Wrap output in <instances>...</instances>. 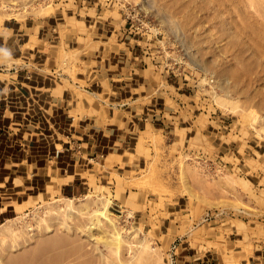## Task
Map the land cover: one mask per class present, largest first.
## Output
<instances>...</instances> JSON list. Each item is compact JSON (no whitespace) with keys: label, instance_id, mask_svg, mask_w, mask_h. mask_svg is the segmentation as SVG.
Wrapping results in <instances>:
<instances>
[{"label":"rangeland","instance_id":"374dc122","mask_svg":"<svg viewBox=\"0 0 264 264\" xmlns=\"http://www.w3.org/2000/svg\"><path fill=\"white\" fill-rule=\"evenodd\" d=\"M3 1L13 0H0V9ZM15 1H20L16 13L23 11L19 18L39 16L49 4L52 13L66 10L74 2ZM101 1L95 5L97 15L90 11L92 20L111 22L128 41L136 40L149 71L164 75L174 93L188 95L182 108L164 116L166 123L178 121L183 105H190L183 125L193 122L195 129L186 141L185 129L145 132L146 163L121 179L116 196L111 188L97 187L78 197L48 192L19 205L8 222H0V228L11 225L7 232L0 229V264H172L175 236L166 229L160 235L155 228L168 203L179 198L188 207L173 223L189 228L191 236L212 237L215 226L235 224L246 238L261 241L264 0ZM222 100L235 103L238 113L226 111ZM70 200V213L58 210ZM108 200L121 233L118 245L104 218L98 226L91 224L92 212ZM140 208L149 225L134 213Z\"/></svg>","mask_w":264,"mask_h":264},{"label":"crops","instance_id":"0c3cea01","mask_svg":"<svg viewBox=\"0 0 264 264\" xmlns=\"http://www.w3.org/2000/svg\"><path fill=\"white\" fill-rule=\"evenodd\" d=\"M95 5L103 2L74 0L66 10L4 18L0 26V222L48 192L78 197L106 187L116 196L121 179L146 163L145 132L185 129L186 141L195 129L183 125L190 105L166 123L188 95L149 71L136 40L92 20ZM187 207L181 198L168 203L155 228L175 236L172 264H264V237L246 238L235 224L191 236L173 223ZM135 212L149 225L143 209Z\"/></svg>","mask_w":264,"mask_h":264},{"label":"bare ground","instance_id":"6f19581e","mask_svg":"<svg viewBox=\"0 0 264 264\" xmlns=\"http://www.w3.org/2000/svg\"><path fill=\"white\" fill-rule=\"evenodd\" d=\"M37 1V0H36ZM20 1H15L13 0L12 2H4L3 1V5L1 6V9H0V26L4 20V18H9V17H13V16H23V11L22 12H19V13H16V10H17V6L19 5ZM26 2V1H24ZM22 3H23V0H22ZM47 5V4H45ZM44 5V6H45ZM23 6V5H22ZM27 6V5H26ZM43 6V5H42ZM43 6V7H44ZM50 4L45 6V8H41L43 10H41V13L39 16H46V15H50L52 13L51 9H50ZM24 9V8H23ZM53 9V7H52ZM20 10V9H19ZM55 12V11H54ZM221 104L222 106L224 107V109L228 112H232V113H238V109H237V105L235 103H228V102H225V101H221ZM71 200L69 201L68 204H64V208L59 206V209L58 210H64L66 212H71L73 210V206L70 204ZM105 203V202H104ZM103 205V204H102ZM108 205H109V200L108 202L106 201V203L103 205V207H99V209L97 208L95 211L92 212V216H94L91 220V224L93 226H98L101 224V222L103 221V218H104V221L106 223V225L109 227H111L113 229L112 231V236H115V242H116V239L119 241V243H121V233L119 231V229H117V224H116V220L115 218L112 216V212L108 209ZM132 215V212L129 211L128 214H127V217H131ZM9 220H7L8 222ZM10 226L11 225H6L4 224L3 226H1L2 230L4 232H7L8 230H10ZM93 226H90V228L92 229ZM0 228V229H1ZM114 238V237H113ZM118 241L116 242L117 245L119 244Z\"/></svg>","mask_w":264,"mask_h":264},{"label":"built area","instance_id":"2783aa9c","mask_svg":"<svg viewBox=\"0 0 264 264\" xmlns=\"http://www.w3.org/2000/svg\"><path fill=\"white\" fill-rule=\"evenodd\" d=\"M59 152H57V154H58Z\"/></svg>","mask_w":264,"mask_h":264}]
</instances>
